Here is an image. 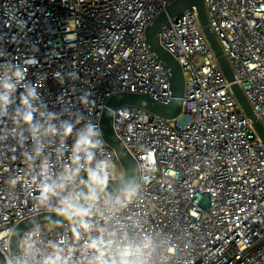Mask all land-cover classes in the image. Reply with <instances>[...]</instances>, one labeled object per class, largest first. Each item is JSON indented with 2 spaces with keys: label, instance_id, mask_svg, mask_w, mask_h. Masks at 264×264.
<instances>
[{
  "label": "built area",
  "instance_id": "obj_1",
  "mask_svg": "<svg viewBox=\"0 0 264 264\" xmlns=\"http://www.w3.org/2000/svg\"><path fill=\"white\" fill-rule=\"evenodd\" d=\"M174 0H0V65L21 66L53 110H84L99 124L107 100L126 92L170 102L164 66L149 51L145 27ZM208 25L232 70L230 82L193 8L158 35L181 66V113L172 119L135 105L112 113V131L138 166L135 191L110 227L148 242L146 264H264V143L234 95L237 84L264 129V0H203ZM35 61V62H33ZM7 119L0 120V251L12 229L36 210L39 193ZM71 143V141H69ZM114 179L123 175L114 150ZM118 163V165H117ZM70 225L25 230L41 248ZM1 264V261H0Z\"/></svg>",
  "mask_w": 264,
  "mask_h": 264
},
{
  "label": "clouds",
  "instance_id": "obj_2",
  "mask_svg": "<svg viewBox=\"0 0 264 264\" xmlns=\"http://www.w3.org/2000/svg\"><path fill=\"white\" fill-rule=\"evenodd\" d=\"M78 102L84 110H53L21 66L0 65V120H9L18 142L28 145L21 155L39 193L36 210L62 217L71 233L47 242L46 250L23 237L13 264H146L148 242L129 243L110 227L134 193L133 184L108 191L113 161L102 129L86 114L94 103L88 93Z\"/></svg>",
  "mask_w": 264,
  "mask_h": 264
},
{
  "label": "water",
  "instance_id": "obj_3",
  "mask_svg": "<svg viewBox=\"0 0 264 264\" xmlns=\"http://www.w3.org/2000/svg\"><path fill=\"white\" fill-rule=\"evenodd\" d=\"M188 8H193L195 10L203 34L206 37L212 51L214 52L226 79L230 82L233 80L232 70L222 52L219 42L208 25L203 0H174L168 4L163 11L158 13L156 17L145 27L144 38L152 56L158 62H160L166 70L169 80L171 99L168 104L163 105L151 99L147 95L121 92L112 95L107 100L105 108L103 109L100 117L99 126L103 131L106 144L114 150L116 158L123 168L122 177L113 179L109 182L108 191L110 192L119 191L121 187L127 182H131L134 185L139 173L135 159L127 152L122 142L112 131L111 110L124 104L135 105L164 119L175 118L181 113L182 97L184 91L183 72L177 60L160 45L158 35L161 30H163V28L169 23V20L175 19L183 10ZM231 87L246 117L254 127L256 134L264 143V129L259 121L255 118L243 92L237 84H232ZM64 221L65 220H63L62 217H58L55 215V213L50 212L39 213L19 221L12 229L7 255H4L0 251L1 264H13V261L18 257L19 240L25 230L38 224H59Z\"/></svg>",
  "mask_w": 264,
  "mask_h": 264
},
{
  "label": "rangeland",
  "instance_id": "obj_4",
  "mask_svg": "<svg viewBox=\"0 0 264 264\" xmlns=\"http://www.w3.org/2000/svg\"><path fill=\"white\" fill-rule=\"evenodd\" d=\"M117 165H118V163H117Z\"/></svg>",
  "mask_w": 264,
  "mask_h": 264
}]
</instances>
